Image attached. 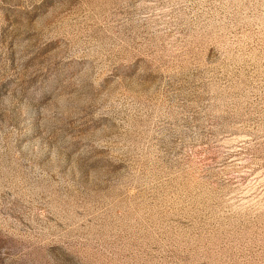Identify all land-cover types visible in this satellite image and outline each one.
Masks as SVG:
<instances>
[{
  "label": "rangeland",
  "instance_id": "obj_1",
  "mask_svg": "<svg viewBox=\"0 0 264 264\" xmlns=\"http://www.w3.org/2000/svg\"><path fill=\"white\" fill-rule=\"evenodd\" d=\"M0 264H264V0H0Z\"/></svg>",
  "mask_w": 264,
  "mask_h": 264
}]
</instances>
